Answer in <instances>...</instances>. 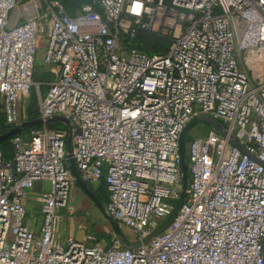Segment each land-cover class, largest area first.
<instances>
[{
  "label": "built area",
  "instance_id": "2783aa9c",
  "mask_svg": "<svg viewBox=\"0 0 264 264\" xmlns=\"http://www.w3.org/2000/svg\"><path fill=\"white\" fill-rule=\"evenodd\" d=\"M99 5L101 12L95 10ZM142 28L168 36L165 55L129 45ZM53 70L45 95L37 56ZM38 89L40 117L73 123V158L106 212L143 243L182 191L179 140L196 117L220 122L187 145V198L174 222L135 250L114 236L63 244L76 182L68 132L43 129L0 150V264H264V0H96L70 16L58 0H0V101L8 126ZM234 137L258 161L243 153ZM42 224H26L37 183Z\"/></svg>",
  "mask_w": 264,
  "mask_h": 264
},
{
  "label": "water",
  "instance_id": "95a60500",
  "mask_svg": "<svg viewBox=\"0 0 264 264\" xmlns=\"http://www.w3.org/2000/svg\"><path fill=\"white\" fill-rule=\"evenodd\" d=\"M48 118H46V119L40 118L39 120L34 121V122L26 121V122L21 123L19 126L11 129L7 133L0 135V144L3 143L4 141L8 140L11 137H15V136L19 135L20 133H22L24 130H26L28 128H32V127L37 126V125L47 124ZM53 119L63 122L64 126L66 125L65 127L67 128V131H68V140L66 143L67 158H68L70 170H71L73 176L75 177L76 182L78 183L80 188L83 190V192L86 194V196H88L89 199L100 209V211L105 216L108 223L110 224V226H111V228L115 234L114 236L118 239V241L121 243V245L124 248L129 249V250L138 249L139 247H141L142 244L149 243L152 238H154L155 236L164 232L174 222L175 218L178 215V212L180 211V209L184 205L186 198H187V190H188V186H189V169H188L187 156H186V138H187L189 131L193 127H195L196 125L203 123V124L210 125L214 130H216L219 133H222V134L226 133L224 126L220 122H218L215 119L205 117V116L194 118L184 128V130L181 133L180 140H179V152H180V157H181V171H182V191H181L179 200L177 201V204L175 206V209H174L172 215L156 231H154L150 235V237H148L146 240H144L143 243L134 244V243L130 242L124 236L122 228L112 219V217H110L108 215V213L106 212L105 206L98 200V198L95 196L94 192L89 187V185L87 183H85L84 180L82 179V177H81V175H80V173L76 167L74 158H73L74 125L69 121L68 118L63 117V116H61V117L57 116V117H54ZM231 139H232V143L235 144L243 153L249 155L252 159L258 161V159L254 155L250 154L243 145H241L237 140L234 139V137H231ZM258 162L262 166H264V162H261V161H258ZM263 255H264V250H263Z\"/></svg>",
  "mask_w": 264,
  "mask_h": 264
},
{
  "label": "rangeland",
  "instance_id": "374dc122",
  "mask_svg": "<svg viewBox=\"0 0 264 264\" xmlns=\"http://www.w3.org/2000/svg\"><path fill=\"white\" fill-rule=\"evenodd\" d=\"M62 1L68 5V9H70L71 11L80 8V5L78 4L79 3L78 0H62ZM40 51H43V49H41ZM38 55H39L38 58H42V59H39L40 66L37 65V69L35 71L40 76H46L48 73V66L44 64L43 57H40L41 53H38ZM41 63H43V65H41ZM35 79H41V78L36 76ZM34 82L36 83L35 80ZM42 88L45 89V87ZM37 94H38V89L37 87H34L30 93L31 95L30 99L25 100V102L22 104L21 123L26 121L34 122L39 120L40 118L43 119V117H38L37 119L31 120L33 119V114L29 112L30 106L31 108H33V111L34 110L36 111V107L39 108L36 97ZM38 113L39 114H37V116L40 115L39 109H38ZM1 114H2V106L0 103V123H2ZM54 117H57V115L49 117L47 123L57 122L59 124L64 125L63 122L53 119ZM69 121L71 122V120ZM211 131H212V127L208 124L201 123L193 127L189 131L186 138V156H187V141L190 138L194 139L200 136H204V135L206 136ZM66 216L68 217V219H71L70 221L72 222V224L75 223L77 225L78 230H81L85 236L87 234H92L95 236L96 239H98L97 240L98 242L100 241L102 243L109 244L110 243L109 241L115 235L110 224L108 223V221L106 220L105 216L102 214L100 209L89 199L88 196H86V194L83 192V190L80 188L77 182L73 184V187L71 189L68 208L62 211V221ZM95 231H98L100 233L99 235H102V239L99 240V237L96 235ZM122 231L124 233V236L130 242L135 240V236L129 230L122 229Z\"/></svg>",
  "mask_w": 264,
  "mask_h": 264
},
{
  "label": "trees",
  "instance_id": "16d2710c",
  "mask_svg": "<svg viewBox=\"0 0 264 264\" xmlns=\"http://www.w3.org/2000/svg\"><path fill=\"white\" fill-rule=\"evenodd\" d=\"M60 1L64 7L66 12L70 15V16H75L78 12L81 11V9L86 6V5H91L94 2H96V0H78L79 1V5L80 8L76 9L74 11H71L70 9H68V5L66 3H64L62 0H58ZM95 10L101 12V8L99 5L95 6ZM171 45V39L168 36H163L160 35L159 33L156 32H152L149 30H145L142 28H137L136 29V34L135 37L132 40V43L129 45L132 48L138 49L148 55H165L168 50L169 47ZM38 76L41 79H35V77ZM51 75L50 73H47L46 76H40L36 73H34V80L36 81V83L40 84V91L43 95L46 94L47 90H48V86H47V81H49ZM42 87H45V89H43ZM31 97V95H30ZM29 97V99H30ZM37 97V102H38V96ZM28 99V100H29ZM1 103V101H0ZM38 107H36V111H33V108H29V112H31L33 114V119H37L39 116H37L38 113ZM1 122L0 123V135L7 133L8 131H10L11 129H13L12 127L8 126L5 122L4 116L3 114H1ZM49 130H64L66 132L67 128L63 125V124H59L57 122H51L48 123L46 126ZM43 129V125H37L34 126L32 128H28L26 130H24L22 133H20L17 136L20 137H24V138H28L31 133L33 131H38ZM27 136V137H26ZM12 139L13 137L9 138L8 140L4 141L3 143L0 144V150L3 152L4 154V158L5 160H12L13 156H14V146L12 144ZM192 139L190 138L187 141V145L189 144V142ZM92 189V191L94 192L95 196L98 198V200L104 205L106 206L108 203V194L106 191V186L104 181L101 182V184L97 187H90ZM96 235L99 237V240L102 239V235H99L100 233L98 231H95ZM113 238H111V240L109 242L112 241ZM98 240V239H97Z\"/></svg>",
  "mask_w": 264,
  "mask_h": 264
},
{
  "label": "crops",
  "instance_id": "0c3cea01",
  "mask_svg": "<svg viewBox=\"0 0 264 264\" xmlns=\"http://www.w3.org/2000/svg\"><path fill=\"white\" fill-rule=\"evenodd\" d=\"M39 53H41L40 57H43V51H40ZM38 56H37V65L40 66L39 59H42V58H38ZM41 65H43V63H41ZM36 69H37V66H36ZM55 69H56L55 67H52V68L48 67V73H50L51 77L49 81H47L46 83H49L50 81L54 79V74L52 71ZM47 190H49L48 183H45V182L37 183L29 199L26 202V207L28 210L26 224L29 227V229L35 233H40L41 224H42V216L40 213L41 205L36 200V197L39 193L46 192ZM70 220L71 219H68V217L66 216L60 225L59 237L63 244H67L68 241L72 239L82 240L85 237L82 231L78 230L77 225L75 223L72 224Z\"/></svg>",
  "mask_w": 264,
  "mask_h": 264
}]
</instances>
